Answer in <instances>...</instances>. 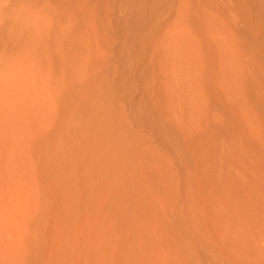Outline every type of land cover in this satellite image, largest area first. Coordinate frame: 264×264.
<instances>
[{"label":"rangeland","instance_id":"374dc122","mask_svg":"<svg viewBox=\"0 0 264 264\" xmlns=\"http://www.w3.org/2000/svg\"><path fill=\"white\" fill-rule=\"evenodd\" d=\"M2 10L0 264H264V0Z\"/></svg>","mask_w":264,"mask_h":264},{"label":"bare ground","instance_id":"6f19581e","mask_svg":"<svg viewBox=\"0 0 264 264\" xmlns=\"http://www.w3.org/2000/svg\"><path fill=\"white\" fill-rule=\"evenodd\" d=\"M15 3H16V2H15ZM11 9H12V8H11ZM2 11H3V10H2ZM4 11H5V9H4ZM4 11H3L2 13L0 12V14H3V13H5ZM6 11H7V10H6ZM18 12H19V11H18ZM2 16H3V15H2Z\"/></svg>","mask_w":264,"mask_h":264}]
</instances>
